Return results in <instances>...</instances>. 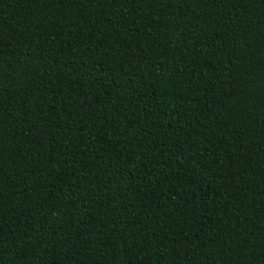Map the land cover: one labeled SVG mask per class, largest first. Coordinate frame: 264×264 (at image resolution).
<instances>
[{"label":"trees","instance_id":"trees-1","mask_svg":"<svg viewBox=\"0 0 264 264\" xmlns=\"http://www.w3.org/2000/svg\"><path fill=\"white\" fill-rule=\"evenodd\" d=\"M0 264H264V0H0Z\"/></svg>","mask_w":264,"mask_h":264}]
</instances>
